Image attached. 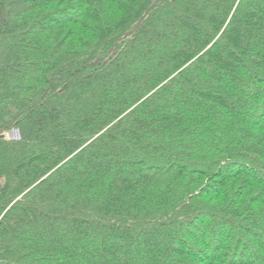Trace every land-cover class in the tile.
I'll return each instance as SVG.
<instances>
[{
    "label": "trees",
    "instance_id": "trees-1",
    "mask_svg": "<svg viewBox=\"0 0 264 264\" xmlns=\"http://www.w3.org/2000/svg\"><path fill=\"white\" fill-rule=\"evenodd\" d=\"M0 264H264V0H0Z\"/></svg>",
    "mask_w": 264,
    "mask_h": 264
},
{
    "label": "rangeland",
    "instance_id": "rangeland-1",
    "mask_svg": "<svg viewBox=\"0 0 264 264\" xmlns=\"http://www.w3.org/2000/svg\"><path fill=\"white\" fill-rule=\"evenodd\" d=\"M18 135V134H17ZM16 134H12V133H6L5 135H3L5 138L7 139H13V138H17Z\"/></svg>",
    "mask_w": 264,
    "mask_h": 264
},
{
    "label": "water",
    "instance_id": "water-1",
    "mask_svg": "<svg viewBox=\"0 0 264 264\" xmlns=\"http://www.w3.org/2000/svg\"><path fill=\"white\" fill-rule=\"evenodd\" d=\"M2 138H4V136H2Z\"/></svg>",
    "mask_w": 264,
    "mask_h": 264
}]
</instances>
